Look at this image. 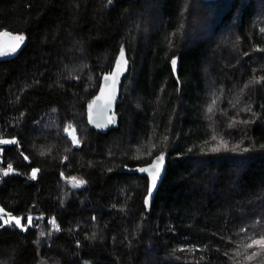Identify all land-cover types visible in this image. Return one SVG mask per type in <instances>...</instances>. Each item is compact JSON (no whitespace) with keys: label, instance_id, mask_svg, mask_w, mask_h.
<instances>
[{"label":"trees","instance_id":"trees-1","mask_svg":"<svg viewBox=\"0 0 264 264\" xmlns=\"http://www.w3.org/2000/svg\"><path fill=\"white\" fill-rule=\"evenodd\" d=\"M260 1L0 0V37H26L0 61V140L17 141L0 144V206L26 228L0 221V264H264L245 247L264 234ZM121 48L130 72L98 133L88 106ZM159 155L147 209L130 170Z\"/></svg>","mask_w":264,"mask_h":264},{"label":"water","instance_id":"water-1","mask_svg":"<svg viewBox=\"0 0 264 264\" xmlns=\"http://www.w3.org/2000/svg\"><path fill=\"white\" fill-rule=\"evenodd\" d=\"M203 1L213 2L218 0H203ZM16 36H23L24 40L19 42V47L16 49L15 52H12L11 51L12 46L17 44V41L14 39V37ZM25 43H26V37L24 35L12 34V33L2 34L0 37V53H2L0 54V61L9 60L17 57L21 53ZM124 52H125L126 65L123 62H121V65L117 67V61L120 59V56L118 54L112 69L104 73L101 78L99 90L89 103V106L91 105V109L88 106V110H87L88 124L92 130H95L98 133H107L115 126L114 115L116 113V109L120 100L121 88L125 78L129 75L130 67H131V63L127 51L124 50ZM179 64H180L179 59H176V64L175 66L172 65V70L178 83L181 84L179 79ZM106 77L108 78L106 79ZM90 113H91V119H90ZM97 124H99L100 126L97 127ZM159 156L155 157L153 161L147 165L136 167L130 170L131 172L139 173L141 176H145L148 178V190L151 187L152 178L148 173L141 172L140 169L148 168L149 171H151V164L154 163ZM167 167H168V161L164 156L163 163L160 166V173L159 176L157 177L156 187L152 189V194L150 197L148 196V191L145 196V200L148 199L149 201L147 205L145 204L147 209H150L155 201L156 195L167 173Z\"/></svg>","mask_w":264,"mask_h":264},{"label":"snow or ice","instance_id":"snow-or-ice-1","mask_svg":"<svg viewBox=\"0 0 264 264\" xmlns=\"http://www.w3.org/2000/svg\"><path fill=\"white\" fill-rule=\"evenodd\" d=\"M14 39L17 41V44H15V45L12 46V48H11V51L12 52H15L16 51V49L19 47V42L23 41L24 40V37L23 36H16V37H14ZM0 54H2V53H0ZM119 56H120V59L117 61V67H119L121 65V62H123L126 65L125 52H124V49L123 48H121L120 53H119ZM171 63H172L173 66H175L176 60L173 59L171 61ZM107 78L108 77H106V79ZM89 108L91 109V105L89 106ZM90 119H91V113H90ZM99 126L100 125L97 124V127H99ZM72 139H73V142L75 143L76 142V137L73 136ZM15 143H17L16 140H0V144H15ZM214 150H216V149H214ZM244 150L247 151V149H244ZM25 159L27 160L28 157H25ZM163 160H164V156L163 155L159 156L157 158V160L154 163L151 164V171H149L148 168H141L140 169L141 172L148 173L151 176V178H152V180H151V187L148 190V196L149 197L152 194V189H154L156 187L157 177L159 176L160 166L162 165ZM10 171H12L11 165L8 166V172H10ZM38 171H39L38 169H33L32 170V173H31V178L32 179H35L36 178V175H37V172ZM8 172H5V175H7ZM83 183H84L83 180L76 181L75 186H80ZM148 202H149L148 199H146L145 200V204L147 205ZM3 211H4L3 209H0V212H3ZM32 220H33V218L31 216H29L27 218L28 226H31ZM10 222H14L15 223V226H17V227H24L21 224V218H17V217H14V216L9 215L8 216V219L5 221V223H10ZM51 223L53 225L56 224L55 220H52ZM25 230H26V228H25ZM242 231H247V229H242ZM41 235H43V233H41ZM249 240H250V242L248 244H246L245 247L251 248V247H253V245H260L261 248H264V234H261L258 238L251 237L250 236L249 237ZM253 255H255V253H253ZM250 258L251 257H249V259Z\"/></svg>","mask_w":264,"mask_h":264},{"label":"rangeland","instance_id":"rangeland-1","mask_svg":"<svg viewBox=\"0 0 264 264\" xmlns=\"http://www.w3.org/2000/svg\"><path fill=\"white\" fill-rule=\"evenodd\" d=\"M260 1V0H259ZM158 5H157V3H156V1H152L151 2V4L148 6V10H147V12L146 13H148L150 16H151V13H152V16H151V19H152V21L153 20H157V21H159L160 20V18H161V16H160V13L158 12V11H156L157 10V7ZM264 7V1L262 2V1H260V11L262 10V8ZM144 14V19L146 20V21H151L148 17H147V14ZM194 20V19H193ZM192 20V25H194V21ZM195 26V25H194ZM68 133H69V135H70V137H71V140L73 141V139H72V137L73 136H75L76 137V142L74 143V144H76V145H79V143H78V139H77V136H76V134H75V132L73 131V130H69L68 131ZM0 157H1V151H0ZM79 180H83L84 181V183L82 184V185H80V186H75V184H76V181H79ZM67 182V184L74 190V191H78V190H80V189H82L85 185H87L88 184V182H87V180L83 177V176H74V177H72V178H70V179H68V181H66ZM0 209H3L1 206H0ZM10 214H7L5 211H3V212H0V221H1V224L2 223H4L5 225L6 224H12V223H14V222H10V223H5V221L8 219V216H9ZM11 216H14V215H11ZM14 217H17V218H20V217H18V216H14ZM19 228H22V229H25V228H23V227H19Z\"/></svg>","mask_w":264,"mask_h":264}]
</instances>
